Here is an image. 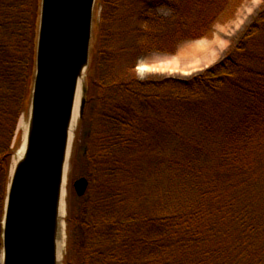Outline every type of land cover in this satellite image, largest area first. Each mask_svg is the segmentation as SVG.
I'll list each match as a JSON object with an SVG mask.
<instances>
[{"label":"trees","instance_id":"obj_1","mask_svg":"<svg viewBox=\"0 0 264 264\" xmlns=\"http://www.w3.org/2000/svg\"><path fill=\"white\" fill-rule=\"evenodd\" d=\"M244 1L97 0L87 106L96 101L99 120L87 193L66 216L64 264H264V5L202 73L130 74L145 55L210 37ZM39 11L40 0H0V253Z\"/></svg>","mask_w":264,"mask_h":264},{"label":"water","instance_id":"obj_2","mask_svg":"<svg viewBox=\"0 0 264 264\" xmlns=\"http://www.w3.org/2000/svg\"><path fill=\"white\" fill-rule=\"evenodd\" d=\"M96 7L97 0H40L27 129L11 165L3 218V264H64V174L79 86L80 117L87 104ZM73 187L85 196L88 178Z\"/></svg>","mask_w":264,"mask_h":264},{"label":"rangeland","instance_id":"obj_3","mask_svg":"<svg viewBox=\"0 0 264 264\" xmlns=\"http://www.w3.org/2000/svg\"><path fill=\"white\" fill-rule=\"evenodd\" d=\"M247 1H250V0H245L243 4L246 3ZM263 5H264V0H262V3L258 7V9L255 11V15L258 13V11L262 8ZM159 12L165 16L170 14V10L167 8H161ZM97 20H98V12H97V7H96L95 25H94V32H93V39H92V46H91V57H90V67L92 68H94L96 65V60H97V55H98V37H97L98 27L96 24ZM231 20L217 23L214 28V33L210 37H204L201 39L183 42L181 44V52H183L184 56L181 58L182 60L179 66H173V65H168V64H163V65L160 64V65H155V66L150 65L151 66L150 69L140 70V67L143 65V62L145 63L150 62V61L155 62L157 60L155 58V55H157V53H151L137 60L135 67L130 69V74L133 76L136 75L140 79H161V78L170 77V76L177 77V78H190L191 76L195 74L202 73L204 70L218 63L220 60H222L227 55L229 50L232 47H234V45L236 44L237 39L239 38L240 34L245 30V28L252 21L251 19L249 24L244 29H242L240 32H238L236 35L232 37V39L230 40V45L228 46V49L224 52L223 55L219 54V57L221 56L222 57L218 61H216V57H214L213 59H208V57L205 54L213 38L215 37V33L218 32L217 29H219L220 27H222L224 24L228 23ZM131 39H132L131 36L123 35L121 40H123V44H125L129 42ZM199 47L201 49H199ZM167 55L171 57L173 56V54H167ZM199 58L203 60L204 62L203 64H200V65L198 64L200 61ZM125 60H130L129 63L133 62V60L130 59L129 54H126L123 57V62ZM79 106H80V102H79ZM84 114H85L84 118L80 116L78 117L77 122L74 126V134H73L72 147H71L70 158H69V163H68V171H67L66 186H65V216H64V219H66L68 210L70 209V205L75 204L77 199L83 200L84 198V196L79 197L76 194V191L73 187V182L76 179L85 176V172H86L85 157H86L88 147L93 138L92 137L93 133L97 129L98 120H99L98 107H97L96 101L94 102L92 101L91 104L88 106L86 104ZM21 120H24L25 129L20 128L19 126ZM27 123H28V110L23 113L18 123L17 132L13 139V146L15 145V143L17 144V148H15L16 150L12 156L13 158L15 157L18 149L22 145V142L25 136V131L27 129ZM163 177H164V180H167L166 174H164ZM153 182H154V175L151 178H148V179L145 178L144 187L147 188L148 186H150V184L152 185ZM146 203L148 202L146 201L145 204ZM66 240H67V235L65 238V244H66ZM65 249H66V246L64 247V250H63L64 253H65ZM0 264H3L2 252L0 253Z\"/></svg>","mask_w":264,"mask_h":264},{"label":"crops","instance_id":"obj_4","mask_svg":"<svg viewBox=\"0 0 264 264\" xmlns=\"http://www.w3.org/2000/svg\"><path fill=\"white\" fill-rule=\"evenodd\" d=\"M261 3L262 0L247 1L238 9V12L231 21L217 29L218 32L215 33V37L213 38L205 54L208 59H213L214 57H216V61H218L222 57H219V54L223 55L224 52L228 49L232 37L249 24L251 19H253V17L255 16V11L258 9ZM183 56L184 55L183 52H181L180 44L172 57L167 54H157L155 55V58L157 59L155 62H143V65L168 64L173 66H179L182 60L181 58ZM199 59L200 61L198 64H203V60L201 58Z\"/></svg>","mask_w":264,"mask_h":264},{"label":"bare ground","instance_id":"obj_5","mask_svg":"<svg viewBox=\"0 0 264 264\" xmlns=\"http://www.w3.org/2000/svg\"><path fill=\"white\" fill-rule=\"evenodd\" d=\"M199 49H201L199 47ZM170 62V61H169ZM155 65H158V64H154L153 66ZM196 65V64H195ZM150 65H142L140 67V70H147V69H150ZM80 97H81V86H79L78 88V92H77V95H76V102H75V108H74V122H73V125H72V132L74 130V126L77 122V119L79 117V114H80V108H79V102H80ZM20 128H23L25 129V123H24V120H21L20 121V124H19ZM21 153H22V147H20V149L18 150L17 154L15 155V157L13 158V162H12V167L15 165L17 159L21 156ZM67 171H68V168L66 167V170H65V173L64 174V194H65V186H66V177H67ZM65 214V209H64V202H63V205H62V212H61V215H60V218L62 217L63 218V215ZM65 238H66V232H65V222L63 221L62 219V233H60V250H64V247H65ZM62 240V242H61Z\"/></svg>","mask_w":264,"mask_h":264}]
</instances>
